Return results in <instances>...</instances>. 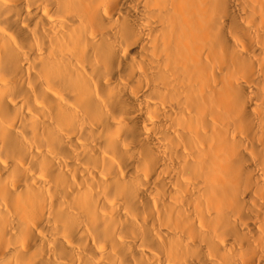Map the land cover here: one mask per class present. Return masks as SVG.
Returning a JSON list of instances; mask_svg holds the SVG:
<instances>
[{"label":"bare ground","instance_id":"1","mask_svg":"<svg viewBox=\"0 0 264 264\" xmlns=\"http://www.w3.org/2000/svg\"><path fill=\"white\" fill-rule=\"evenodd\" d=\"M0 264H264V0H0Z\"/></svg>","mask_w":264,"mask_h":264}]
</instances>
